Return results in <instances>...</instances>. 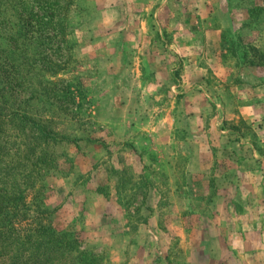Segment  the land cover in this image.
Masks as SVG:
<instances>
[{
    "label": "rangeland",
    "instance_id": "rangeland-1",
    "mask_svg": "<svg viewBox=\"0 0 264 264\" xmlns=\"http://www.w3.org/2000/svg\"><path fill=\"white\" fill-rule=\"evenodd\" d=\"M32 1L0 0V104L74 140L45 222L104 264H264V0H36L42 37Z\"/></svg>",
    "mask_w": 264,
    "mask_h": 264
},
{
    "label": "trees",
    "instance_id": "trees-1",
    "mask_svg": "<svg viewBox=\"0 0 264 264\" xmlns=\"http://www.w3.org/2000/svg\"><path fill=\"white\" fill-rule=\"evenodd\" d=\"M24 9L23 30L39 31L37 37L52 26L64 31V22L41 2L33 0ZM12 133L26 138L23 149L19 140H11ZM71 141L48 118H37L33 110L0 104V264H104L95 247H85L76 234L57 231L45 222L51 211L44 200L39 205L30 202L33 191L40 189L36 182L40 176L52 175L59 167L49 153L51 144Z\"/></svg>",
    "mask_w": 264,
    "mask_h": 264
},
{
    "label": "crops",
    "instance_id": "crops-1",
    "mask_svg": "<svg viewBox=\"0 0 264 264\" xmlns=\"http://www.w3.org/2000/svg\"><path fill=\"white\" fill-rule=\"evenodd\" d=\"M206 0H195V9H197L198 7H201L200 11L202 12V14L204 15L206 11L210 12L209 11V8H207L206 6ZM199 13V12H198ZM212 30H214V35H217V33H219V29H216V28H212ZM192 59H195V58H192ZM194 60H190V62H193Z\"/></svg>",
    "mask_w": 264,
    "mask_h": 264
}]
</instances>
